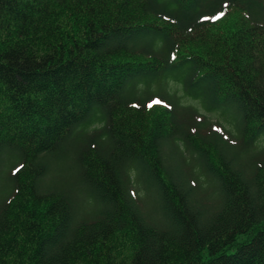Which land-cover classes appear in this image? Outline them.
I'll return each mask as SVG.
<instances>
[{
  "label": "trees",
  "instance_id": "trees-1",
  "mask_svg": "<svg viewBox=\"0 0 264 264\" xmlns=\"http://www.w3.org/2000/svg\"><path fill=\"white\" fill-rule=\"evenodd\" d=\"M0 264H264V0H0Z\"/></svg>",
  "mask_w": 264,
  "mask_h": 264
},
{
  "label": "rangeland",
  "instance_id": "rangeland-1",
  "mask_svg": "<svg viewBox=\"0 0 264 264\" xmlns=\"http://www.w3.org/2000/svg\"><path fill=\"white\" fill-rule=\"evenodd\" d=\"M167 153H168V151H167ZM168 156H169V155H167V159H168ZM171 162H172V160H171V159H170V162H169V161H167V165H168V167L172 165V163H171ZM169 168H170V167H169Z\"/></svg>",
  "mask_w": 264,
  "mask_h": 264
}]
</instances>
